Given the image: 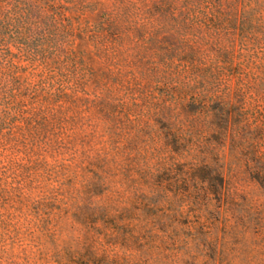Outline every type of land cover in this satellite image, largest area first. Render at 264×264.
<instances>
[{"label":"trees","instance_id":"trees-1","mask_svg":"<svg viewBox=\"0 0 264 264\" xmlns=\"http://www.w3.org/2000/svg\"><path fill=\"white\" fill-rule=\"evenodd\" d=\"M246 181L264 0H0V264H187Z\"/></svg>","mask_w":264,"mask_h":264},{"label":"rangeland","instance_id":"rangeland-1","mask_svg":"<svg viewBox=\"0 0 264 264\" xmlns=\"http://www.w3.org/2000/svg\"><path fill=\"white\" fill-rule=\"evenodd\" d=\"M203 209L202 232L208 231L212 243L197 233L190 257L184 256L187 264H264V193L259 185L246 181L228 207L212 202Z\"/></svg>","mask_w":264,"mask_h":264}]
</instances>
